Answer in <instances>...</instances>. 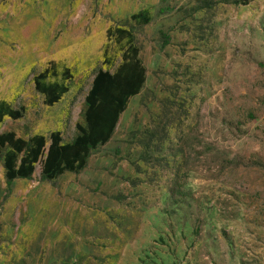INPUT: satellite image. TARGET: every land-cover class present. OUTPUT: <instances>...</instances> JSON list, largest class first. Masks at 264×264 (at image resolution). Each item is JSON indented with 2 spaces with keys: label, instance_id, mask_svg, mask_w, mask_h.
<instances>
[{
  "label": "rangeland",
  "instance_id": "obj_1",
  "mask_svg": "<svg viewBox=\"0 0 264 264\" xmlns=\"http://www.w3.org/2000/svg\"><path fill=\"white\" fill-rule=\"evenodd\" d=\"M132 45L144 84L80 172L0 161V264H264V0H0V134L72 141Z\"/></svg>",
  "mask_w": 264,
  "mask_h": 264
},
{
  "label": "trees",
  "instance_id": "obj_2",
  "mask_svg": "<svg viewBox=\"0 0 264 264\" xmlns=\"http://www.w3.org/2000/svg\"><path fill=\"white\" fill-rule=\"evenodd\" d=\"M113 34L119 41L132 39L127 30L115 29ZM47 73L48 69L38 74L34 86L44 96L45 104L51 106L66 93L67 87L59 83L43 84L41 80L46 78ZM144 81L145 70L138 58V49L129 46L114 73L103 70L95 73L85 97V126L77 125L78 135L72 141L63 143L57 132L51 133L48 139L42 135L23 139L14 132L1 133L0 161L6 184L30 179L36 165L40 166L41 180L46 182L54 181L65 173L80 172L91 151L110 140L127 100L139 93ZM22 116L23 108L12 109L5 102H0V122L5 117L17 120Z\"/></svg>",
  "mask_w": 264,
  "mask_h": 264
}]
</instances>
